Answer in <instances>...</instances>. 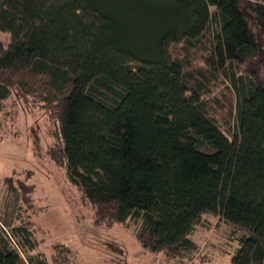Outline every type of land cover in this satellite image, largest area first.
I'll return each mask as SVG.
<instances>
[{
    "label": "trees",
    "instance_id": "1",
    "mask_svg": "<svg viewBox=\"0 0 264 264\" xmlns=\"http://www.w3.org/2000/svg\"><path fill=\"white\" fill-rule=\"evenodd\" d=\"M0 31V108L48 105L50 156L97 223L189 264L208 214L230 264H264V0H0ZM1 227L0 264H47Z\"/></svg>",
    "mask_w": 264,
    "mask_h": 264
},
{
    "label": "rangeland",
    "instance_id": "2",
    "mask_svg": "<svg viewBox=\"0 0 264 264\" xmlns=\"http://www.w3.org/2000/svg\"><path fill=\"white\" fill-rule=\"evenodd\" d=\"M0 39L6 42L7 34L0 31ZM199 64L194 58L193 65ZM219 84L213 93L223 91ZM33 98L11 95L0 108V228L22 222L37 242L30 252L42 254L47 264H184L186 257L176 262L142 247L132 222L95 221L63 164L50 156L56 121L48 105ZM204 220L210 228L195 230L199 249L189 264H197L200 255L210 259L203 264H230L238 244L229 227L212 215Z\"/></svg>",
    "mask_w": 264,
    "mask_h": 264
}]
</instances>
